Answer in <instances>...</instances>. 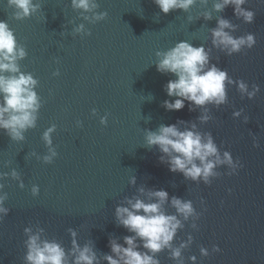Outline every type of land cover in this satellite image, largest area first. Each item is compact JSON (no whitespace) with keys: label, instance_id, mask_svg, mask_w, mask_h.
<instances>
[{"label":"water","instance_id":"obj_1","mask_svg":"<svg viewBox=\"0 0 264 264\" xmlns=\"http://www.w3.org/2000/svg\"><path fill=\"white\" fill-rule=\"evenodd\" d=\"M35 2L38 11L20 20L9 0H0V20L27 52L18 63L21 71L38 79L35 90L42 105L37 126L28 129L24 141H13L0 130V196L7 193L4 206L11 210L0 222V264H25L26 227L33 233L43 228L42 239H55L66 249L71 247L68 229L74 228L81 245L93 241L98 254L110 253L109 239L123 243L130 235L117 225L115 207L125 197L139 195L142 186L164 189L170 199L192 200L202 214L187 221L179 217L185 226L173 247L189 235L194 242L182 250L179 261L170 259L168 250L159 253L161 264H192V255L197 264H264V0L245 5L256 13L251 24L238 19L232 7L216 12L217 0H197L188 12L168 14L153 0H97L93 12L73 8L71 0ZM207 11L212 20L203 19ZM103 12L106 19H91ZM221 16L238 26L234 36L254 33L256 45L232 56L213 48L211 29ZM81 24L84 31L75 32ZM184 40L211 49L212 62L233 79H244L250 90L258 84L256 98H241L230 86L229 103L219 109L210 106L208 123H201L197 117L202 111L190 112L187 102L180 111L162 107L164 100L174 99L165 85L175 77L157 71L156 52ZM57 70L60 74L53 75ZM241 108V117L233 118V111ZM105 115L107 125L100 123ZM245 116L250 118L247 124ZM178 119L195 122L202 133L211 131L221 152L230 151L243 167L232 175L227 165L218 167L221 175L211 185L171 172L159 161L158 148L146 146L145 135ZM53 124L58 156L47 164L43 157L50 151L42 136ZM254 137L259 147H254ZM14 169L24 188L12 177ZM33 185L40 188L38 196L31 193ZM166 208L175 214L170 200ZM214 245L221 251L213 253ZM201 246L209 250L208 257L201 256Z\"/></svg>","mask_w":264,"mask_h":264},{"label":"clouds","instance_id":"obj_2","mask_svg":"<svg viewBox=\"0 0 264 264\" xmlns=\"http://www.w3.org/2000/svg\"><path fill=\"white\" fill-rule=\"evenodd\" d=\"M164 14L174 10L188 12L197 0H153ZM206 2V0H205ZM72 7L82 9L84 12H93L99 7L97 0H71ZM9 4L16 9V18L24 19L38 11L40 5L35 0H9ZM248 0H217L213 5L216 12H224L228 7L234 9V15L242 19L244 23L251 24L255 20L256 13L245 5ZM108 13H94V21H102ZM89 19V17H85ZM204 20H212L211 11L203 13ZM192 20V17H189ZM237 25L231 20L221 16L217 20V26L211 29L212 47L225 53L227 56L241 53L244 49H252L257 39L254 33L242 36H234ZM84 25L81 24L75 32L82 33ZM87 35H91L89 31ZM27 52L24 47L18 45L17 37L6 21L0 20V130L13 141H24L25 133L30 128L37 126L38 114L41 108V98L35 90L39 81L32 73L21 71L18 61L24 59ZM155 63L157 71L163 74H171L175 78L170 79L165 85L167 96L174 99L164 100L162 107L167 111H180L185 108L186 102L190 112L201 110L197 117L201 123H208L212 116L211 107L219 109L229 103V87L235 86L241 98L252 100L261 91L258 84H249L244 79H233L227 70L222 69L217 63L212 62L211 49H206L203 44L194 46L184 40L177 42L167 51L156 52ZM59 70L53 75L58 76ZM244 109L234 110L233 118H240ZM93 109V115H96ZM150 119V117H149ZM249 117H244V123L249 122ZM82 126V122H78ZM100 123L107 125V115L100 118ZM183 126V127H181ZM56 131L53 124L43 132L42 139L49 148L50 155H45L43 160L47 164L53 163V158L58 156L52 134ZM145 142L148 148H158L162 154L159 161L168 166L173 173L183 174L185 179L195 183L203 182L211 185L213 178H218L221 173L216 171L220 166L227 165L230 168L229 175L235 174L237 169L243 167L239 160H234L230 151L221 152L211 131L202 133L197 130L195 122L178 119L176 123L161 124L157 130H147ZM259 142L254 137V147H259ZM5 176L8 174L5 173ZM13 178L19 181V187L24 188V182L19 173L14 169ZM136 177L132 176L130 184L136 185ZM4 185L0 184V190ZM139 195L125 197L124 201L115 207V219L118 226H122L130 235L123 237V243L118 238L109 239L110 253L98 254L95 243L89 241L83 245L79 242V233L74 228H69L71 247L65 246L55 239H42L43 228L33 233L31 227L24 228L27 239L24 241L26 254L25 264H161L159 253L168 250L170 259L181 260L182 250L190 247L194 237L189 235L186 241L178 247L173 243L185 221L191 216L199 218L192 200H185L177 196L170 199L169 192L164 189H146L140 187ZM33 196H38L40 188L33 185ZM7 193L0 196V222L11 211L4 206ZM175 209V214L167 211L169 203ZM203 203V201H201ZM193 227H196L194 224ZM218 245L212 247L213 253L220 252ZM201 256L208 257L207 248L200 247ZM192 264H197V257L188 258Z\"/></svg>","mask_w":264,"mask_h":264}]
</instances>
